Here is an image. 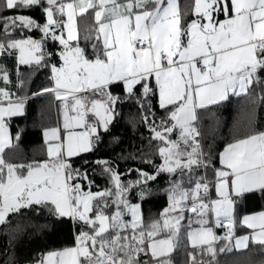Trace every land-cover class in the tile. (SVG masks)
Returning <instances> with one entry per match:
<instances>
[{"label":"snow or ice","instance_id":"obj_1","mask_svg":"<svg viewBox=\"0 0 264 264\" xmlns=\"http://www.w3.org/2000/svg\"><path fill=\"white\" fill-rule=\"evenodd\" d=\"M37 6L46 14L43 25L20 14ZM90 9L95 26L85 30L83 39L95 41L91 56L80 47L76 23ZM0 10L17 13L0 16V57L18 50L19 65L49 69L52 87L34 95L53 94L63 110L62 126L44 131L47 159L10 162L6 150L20 137L9 133L8 120L24 114L28 97L0 88V229L12 223L10 217L40 210L87 228L75 247L50 252L40 264H172L185 213L194 216L188 221L191 246L207 257L193 255L192 264H219V253L247 250L250 242L264 249V211L237 213L246 195L264 196V131L254 130L255 109L248 105L252 86L264 85V0H194L191 20L179 0H0ZM32 28L63 49L47 52L42 40L14 38ZM56 55L62 62L50 63ZM0 80L11 83L3 65ZM17 81L24 87L18 69ZM157 95L166 113L158 122L152 105ZM231 97L242 98L237 127L251 131L227 144L219 156L222 167L215 168L202 143L201 114L223 107ZM126 103L136 105L151 139L160 142L163 163L146 160L153 171L129 169L136 179L125 180L112 161H92L110 182L92 192L88 170L73 167L72 159L97 149ZM165 173L169 206L160 219L145 223L142 201L152 192L151 182ZM81 180L88 182L87 191ZM214 226L226 228V235L217 237ZM238 227L252 231L237 236Z\"/></svg>","mask_w":264,"mask_h":264},{"label":"trees","instance_id":"obj_2","mask_svg":"<svg viewBox=\"0 0 264 264\" xmlns=\"http://www.w3.org/2000/svg\"><path fill=\"white\" fill-rule=\"evenodd\" d=\"M182 10H188V19L193 18L191 8L194 0H179ZM15 10H0V16L16 15ZM20 14L28 15L40 25L46 23V14L37 6L24 10ZM77 33L80 47L86 49L91 56V43L85 42L83 37L85 30L95 26L93 13L90 9L83 17L77 16ZM59 34V31H58ZM42 40L44 50L52 53H59L63 46L58 41H52L50 36L44 37L40 29H24L21 35L17 32L14 38H28ZM75 45V41L70 42ZM62 61L56 55L50 63L59 64ZM19 73L21 79L25 81L24 87H18L16 82V95L27 96V102L23 115L11 117L8 120V130L15 137L19 135V140H13L16 145L12 149L6 150V159L13 163H29L33 160L42 161L47 159L46 142L43 132L59 124V106L62 103L53 94H41L42 89L52 87L50 80V70L40 68L34 70L27 65H20ZM17 77V76H16ZM114 91L123 94L121 88ZM251 101L248 105L255 109L254 130L264 131V100L257 97L264 95V85H253L250 89ZM242 98L231 97L230 102L225 103L221 108H213L201 114L199 128L203 137L202 143L205 151L210 149L212 154V164L215 168H220V153L228 143H231L236 136L250 134V129L246 126L236 125L238 105ZM153 110L157 117H164L166 113L159 108L158 95L152 99ZM120 116L110 126L107 133H102V139L97 149L88 154L72 159L73 167L88 170V179L93 181L92 192L101 191L110 186L108 176L101 173V167L92 163L98 159L110 160L118 167L122 178L125 180L136 179V173L128 175L129 169H143L153 171L154 165L163 163V158L157 153L161 146L159 141L152 140V133L141 122V112L135 104L126 103L119 108ZM7 119V118H6ZM178 137V132H174L172 139ZM146 160L154 161V165L145 163ZM85 161H88L85 164ZM205 174L201 171V175ZM208 179L213 178V169L207 170ZM84 185V190H88V182L79 181ZM168 174H161L158 179L151 182V194L143 199L141 207L145 223H150L161 218V213L169 206V198L166 189L169 186ZM133 203L140 202L132 199ZM264 211V196L259 193L246 195L237 206V213L243 216L248 213ZM193 214L185 213V220L182 221L181 230L176 240V246L171 255L172 264H192L191 257L195 255L197 259H207L201 257L200 249H193L188 239V221ZM130 219V217H128ZM212 219V218H211ZM12 221L6 229H0V264H27L39 261L49 252L58 251L76 246L78 234L87 228L70 217L55 218L47 211L40 210L39 214L33 211L24 212L22 215L10 217ZM196 225H193L195 227ZM220 237L227 229L216 227ZM250 229L238 227L236 235L248 233ZM160 238H166L162 235ZM222 241L217 242V247L223 246ZM236 259L243 260V264H264V249L261 246L250 242L249 249L237 252L219 253L217 260L219 264H233ZM141 260H151L150 256H142Z\"/></svg>","mask_w":264,"mask_h":264},{"label":"crops","instance_id":"obj_3","mask_svg":"<svg viewBox=\"0 0 264 264\" xmlns=\"http://www.w3.org/2000/svg\"><path fill=\"white\" fill-rule=\"evenodd\" d=\"M64 2H65V3H70V2H72V0H64ZM65 19H66V15H65ZM220 19H223V17L221 16ZM64 36H65V38H67V29L64 30ZM18 57H19V52H18V50H14V51H13V54L10 55V56L0 57V65H3V66H5V67L7 68L8 73L10 74V79H11V83H10V84H6L5 81L0 80V88H5V87H6V89H7L8 91H10V92H12V93H14V94H16V82H17V77H16V76H17V69H18L19 66H20V65L18 64ZM57 127H59V125H58ZM8 131H9V130H8ZM9 133H10V132H9ZM43 137H44V132H43ZM44 140H45V137H44ZM221 167H222V165H221ZM212 198H217V197H216V194H215V192H214V190H213V192H212ZM258 213H260V212L248 213V214H245V215H254V214H258ZM217 228H218V227H217ZM213 230H214L215 234L218 236V234H217V229H216L215 226L213 227ZM251 231H252V230L250 229L248 233H243V234H241V235L250 234ZM241 235H239V236H241ZM74 247H75V246H74ZM70 248H71V247H70ZM63 250H64V249H62V250H58V251H53V252H60V251H63ZM49 253H50V252H49ZM47 254H48V253H46V254L42 257L41 260L36 261V262H33V263H27V264H40L41 261L46 260V258H47ZM53 259H56V258H53Z\"/></svg>","mask_w":264,"mask_h":264},{"label":"rangeland","instance_id":"obj_4","mask_svg":"<svg viewBox=\"0 0 264 264\" xmlns=\"http://www.w3.org/2000/svg\"><path fill=\"white\" fill-rule=\"evenodd\" d=\"M78 11V10H77ZM58 116H59V126H62V122H63V110H62V103L59 106V112H58ZM192 218H194V216H192ZM212 220L214 221V217H212ZM190 241V240H189Z\"/></svg>","mask_w":264,"mask_h":264},{"label":"built area","instance_id":"obj_5","mask_svg":"<svg viewBox=\"0 0 264 264\" xmlns=\"http://www.w3.org/2000/svg\"><path fill=\"white\" fill-rule=\"evenodd\" d=\"M190 214H192V213H190ZM226 233H227V230H226L225 232H223V233H222V235H220V237H223V236H225V235H226ZM217 237H219V236H217Z\"/></svg>","mask_w":264,"mask_h":264}]
</instances>
